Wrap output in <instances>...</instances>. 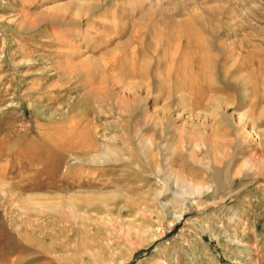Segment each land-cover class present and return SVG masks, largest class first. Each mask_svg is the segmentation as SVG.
<instances>
[{
	"label": "rangeland",
	"instance_id": "rangeland-1",
	"mask_svg": "<svg viewBox=\"0 0 264 264\" xmlns=\"http://www.w3.org/2000/svg\"><path fill=\"white\" fill-rule=\"evenodd\" d=\"M263 110L264 0H0V264H264Z\"/></svg>",
	"mask_w": 264,
	"mask_h": 264
},
{
	"label": "bare ground",
	"instance_id": "bare-ground-1",
	"mask_svg": "<svg viewBox=\"0 0 264 264\" xmlns=\"http://www.w3.org/2000/svg\"><path fill=\"white\" fill-rule=\"evenodd\" d=\"M44 18H47L46 16H44ZM207 27V26H206ZM185 28V27H184ZM212 30H214V29H212ZM176 40H177V38H176ZM200 40V39H199ZM176 42V41H175ZM200 43V42H199ZM203 44V43H202ZM209 44V43H208ZM199 45V44H198ZM195 46V45H194ZM210 49V48H209ZM204 44L202 45V46H200L199 47V49L197 50V48H196V51H195V53H194V57L192 58L193 60V64H194V69H195V66H197V75L198 76H200L201 75V77H204V78H206V79H212V77H214V74H215V72H214V69L216 70V68H218V67H216V61L214 60V58L211 56L212 54L210 53L211 51L209 50ZM212 50V49H211ZM211 55H210V54ZM216 59V58H215ZM218 60V59H217ZM215 61V62H214ZM216 67V68H215ZM198 68L200 69V71H198ZM230 68H232V67H230ZM211 69V70H210ZM224 70V69H223ZM226 70V69H225ZM228 70V69H227ZM226 70V74L224 75L225 77H223L222 78V82H224V83H226L227 81H225V79L228 77V75L230 74V72H231V69H229V71H227ZM218 71V70H217ZM212 72V73H211ZM223 73V72H222ZM194 75H195V72H194ZM219 75V77H221L220 76V74H218ZM259 80V79H258ZM221 81V80H220ZM212 82V80L210 81V83ZM207 84H209V82L207 81ZM260 83H256L255 84V86L253 87V91L255 90V88L257 87V88H259V85ZM202 95H201V97H203L204 99L207 97V94L208 93H210V92H214V91H216L217 92V89H216V84L215 83H211L210 85H207V87L206 88H204V90L202 89ZM219 98V97H218ZM218 98H216V99H212V101L210 100H208L209 101V104H212V102H213V104L214 105H216V106H214V107H216V109L218 110V108H221V105H224L225 104V100H223V99H218ZM208 99H211V98H208ZM205 101V100H204ZM224 103V104H223ZM212 104V105H213ZM208 105V104H207ZM256 105H257V103H256ZM211 106V105H210ZM218 106V107H217ZM255 106V105H254ZM208 107V106H207ZM212 107V106H211ZM226 107H228V106H226ZM258 107V106H257ZM256 110V109H255ZM216 113V112H215ZM214 113V114H215ZM262 114L264 115V110L262 111ZM261 115V114H260ZM262 118V117H261Z\"/></svg>",
	"mask_w": 264,
	"mask_h": 264
}]
</instances>
